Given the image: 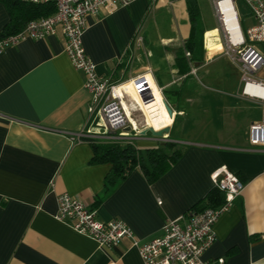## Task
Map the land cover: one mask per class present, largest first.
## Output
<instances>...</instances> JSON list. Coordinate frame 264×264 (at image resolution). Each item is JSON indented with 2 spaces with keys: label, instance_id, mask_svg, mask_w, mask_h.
Instances as JSON below:
<instances>
[{
  "label": "crops",
  "instance_id": "crops-1",
  "mask_svg": "<svg viewBox=\"0 0 264 264\" xmlns=\"http://www.w3.org/2000/svg\"><path fill=\"white\" fill-rule=\"evenodd\" d=\"M188 1L134 0L112 13L88 16L82 37L97 75L121 83L145 74L161 90L145 112L136 94L125 92L131 129L125 142L138 149L171 143L182 150L153 183L135 169L105 193L111 166L91 164L93 141L76 138L97 128L95 116L88 114L84 76L70 64L59 30L0 53V264H143L130 240L99 246L57 220V196L78 198L99 222L123 221L144 243L161 235L167 221L194 206L201 209L214 188L210 175L222 166L244 189L216 222V241L203 258L208 264L220 259L222 264H264V148L248 143L262 103L241 94L239 64L216 53L219 49L211 54L223 43L212 0L216 25L201 29L200 45L195 35L191 52L185 48L191 31ZM232 6L242 31L254 24L250 13V24H244L236 0ZM9 22L0 1V33ZM254 78L264 82V67ZM167 88L176 97L173 104L164 97ZM189 114L199 119L204 139L188 134L189 129L173 135L177 118ZM148 128L169 131L161 138L142 135Z\"/></svg>",
  "mask_w": 264,
  "mask_h": 264
},
{
  "label": "built area",
  "instance_id": "built-area-1",
  "mask_svg": "<svg viewBox=\"0 0 264 264\" xmlns=\"http://www.w3.org/2000/svg\"><path fill=\"white\" fill-rule=\"evenodd\" d=\"M26 3H52L55 12L47 17L29 21L15 34L0 37V53L5 48L26 39L41 40L60 31L64 37V52L72 67L84 76L83 87L90 96L88 114L95 116L96 132L87 130L77 135V140L93 142H125L127 132L131 131L125 107V92L129 88L138 97V107L142 112L155 101L154 94H161L150 78L145 74L121 83H111L96 73V66L85 53L82 37L86 30V18L112 13L126 7L134 0H20ZM232 0H212L215 16L223 37L221 53L239 64L241 72V94L262 103V115L259 121L250 124L248 143L252 148H264V96L254 93L264 89V82L254 75L264 67V0H243L254 24L244 31L238 25L235 15V35L232 39L221 10V4ZM232 9L234 10L233 6ZM235 13V12H234ZM136 41L142 42L140 35ZM210 56V55H209ZM190 58V53L185 52ZM210 58V57H208ZM194 72V70H193ZM128 86V87H127ZM161 98V97H160ZM162 100V99H161ZM163 103L164 100H162ZM172 119V117H171ZM163 129H159L160 131ZM153 131L157 132L153 129ZM213 186L222 194L223 201L214 208L202 211L189 210L185 215L167 221L162 234L151 240L139 243L131 229L121 220L99 222L95 212L78 198L60 194L56 198V219L70 226L79 234L94 240L99 246L117 247L122 240L128 239L137 248L143 264H208L204 254L216 241L214 226L220 216L232 206L243 189L238 177L222 166L210 175ZM220 264L223 260H218Z\"/></svg>",
  "mask_w": 264,
  "mask_h": 264
},
{
  "label": "trees",
  "instance_id": "trees-1",
  "mask_svg": "<svg viewBox=\"0 0 264 264\" xmlns=\"http://www.w3.org/2000/svg\"><path fill=\"white\" fill-rule=\"evenodd\" d=\"M7 7L10 14V22L0 33V37L15 34L20 31L29 21L40 17H47L55 12L52 3L33 4L20 0H0ZM188 10L191 22V31L185 48L192 51L195 35H197L198 8L196 2L188 1ZM202 34V32H201ZM180 54V53H179ZM177 59L180 62L185 60L183 54ZM185 64V61H184ZM92 159L91 164H109L110 172L105 178V188L108 192L110 186L123 180L133 170L138 169L144 175L148 183L155 182L160 176L166 173L173 164L180 158L182 150L171 143H161L156 147L138 149L128 142H93L91 143ZM201 209L191 211H202L205 208H214L223 201L222 194L214 187L204 198ZM202 201V202H203ZM199 204V205H200Z\"/></svg>",
  "mask_w": 264,
  "mask_h": 264
},
{
  "label": "rangeland",
  "instance_id": "rangeland-1",
  "mask_svg": "<svg viewBox=\"0 0 264 264\" xmlns=\"http://www.w3.org/2000/svg\"><path fill=\"white\" fill-rule=\"evenodd\" d=\"M198 5H199V10L200 14L197 17V38L196 41L200 45V33L201 29L203 27H208V26H215V19L213 15V10L211 9L208 0H196ZM240 18L243 20L244 24H250L249 23V11L247 10L246 6L244 5L242 0H236ZM213 47V46H212ZM217 49H221V46L213 47V50L211 51V54H213ZM164 97L168 100L170 104H173L176 100V97L174 94L171 92L169 88L165 89V92L163 93ZM190 114L189 117L186 116L185 118H177V123L173 128V135L175 132H181L186 131L187 129L190 130V135H195V136H201V138L204 139L203 136H205V131L204 129L202 132H200L201 126L199 125V119H190ZM195 132V133H194ZM200 132V133H199ZM150 135V134H148ZM185 138V137H184ZM189 138V137H188Z\"/></svg>",
  "mask_w": 264,
  "mask_h": 264
},
{
  "label": "bare ground",
  "instance_id": "bare-ground-1",
  "mask_svg": "<svg viewBox=\"0 0 264 264\" xmlns=\"http://www.w3.org/2000/svg\"><path fill=\"white\" fill-rule=\"evenodd\" d=\"M221 10L224 13V19H225V21L227 23L228 29L231 30L232 39L236 40V35L234 33L235 32V27H236L235 13H234V10L232 9V6H231L230 2L226 1V2L222 3L221 4ZM254 93H256L257 95L264 96V89L263 88H259V90H255Z\"/></svg>",
  "mask_w": 264,
  "mask_h": 264
},
{
  "label": "water",
  "instance_id": "water-1",
  "mask_svg": "<svg viewBox=\"0 0 264 264\" xmlns=\"http://www.w3.org/2000/svg\"><path fill=\"white\" fill-rule=\"evenodd\" d=\"M164 104H165V107H166V110H167L169 116L172 117V111H171L170 107L166 103H164ZM168 131H169L168 128H165V129L157 131V132L153 131V129H151V128H148V129L142 131L141 134L145 135L147 132H149L152 135V137L161 138L163 136V134H167Z\"/></svg>",
  "mask_w": 264,
  "mask_h": 264
}]
</instances>
